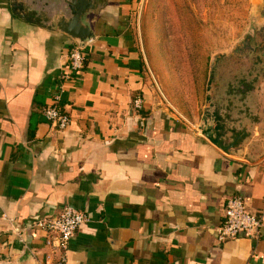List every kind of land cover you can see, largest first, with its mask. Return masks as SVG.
I'll return each instance as SVG.
<instances>
[{"label":"crops","instance_id":"1","mask_svg":"<svg viewBox=\"0 0 264 264\" xmlns=\"http://www.w3.org/2000/svg\"><path fill=\"white\" fill-rule=\"evenodd\" d=\"M67 1L0 0V264L55 263L33 224L65 207L88 217L67 264H264V79L218 84L200 118L178 112L156 90L139 0H98L84 67L64 79ZM55 96L63 131L42 115ZM233 196L257 240L217 242Z\"/></svg>","mask_w":264,"mask_h":264},{"label":"rangeland","instance_id":"2","mask_svg":"<svg viewBox=\"0 0 264 264\" xmlns=\"http://www.w3.org/2000/svg\"><path fill=\"white\" fill-rule=\"evenodd\" d=\"M134 19L156 90L178 112L200 118L218 83L264 79V0H139Z\"/></svg>","mask_w":264,"mask_h":264},{"label":"built area","instance_id":"3","mask_svg":"<svg viewBox=\"0 0 264 264\" xmlns=\"http://www.w3.org/2000/svg\"><path fill=\"white\" fill-rule=\"evenodd\" d=\"M83 51L84 47L78 45L68 51L64 79L78 74L83 69L85 62ZM59 99V96H55L53 104L46 107L42 115L51 126L63 131L68 128L70 118L60 107ZM87 221L88 217L84 213L65 207L55 216L38 219L33 224L34 228L48 235L46 245L57 254L53 264H67L66 252L69 241ZM261 226V220L246 210L243 199L240 196H233L225 202L222 221L216 229V240L223 243L240 236L257 240Z\"/></svg>","mask_w":264,"mask_h":264},{"label":"water","instance_id":"4","mask_svg":"<svg viewBox=\"0 0 264 264\" xmlns=\"http://www.w3.org/2000/svg\"><path fill=\"white\" fill-rule=\"evenodd\" d=\"M66 6L68 14L60 18L57 30L70 36L79 47H84L94 39L87 17L95 13L98 0H68ZM12 10L18 17L32 20L30 12L23 9L19 2L14 1Z\"/></svg>","mask_w":264,"mask_h":264},{"label":"flooded vegetation","instance_id":"5","mask_svg":"<svg viewBox=\"0 0 264 264\" xmlns=\"http://www.w3.org/2000/svg\"><path fill=\"white\" fill-rule=\"evenodd\" d=\"M264 43V42H263ZM264 51V44H263V50H262V52ZM263 57H264V55H262ZM244 77H248L249 78V81L251 80V82H256V81H259V79L261 78V77H259L257 74H255L254 76H251V75H246V76H243V77H241L240 79H238L237 81H240V82H242V81H245V78ZM237 81H235V82H237ZM250 82V83H251ZM219 84V83H218ZM217 84V85H218ZM229 85H230V83H229ZM243 89H244V91H247L248 89H249V85H247V84H245L244 86H243ZM218 90H219V88H218ZM237 92L238 93H241V92H243V90H241V89H236L235 88V93L237 94ZM218 93V92H217ZM216 93V94H217ZM217 97H220L219 96V93H218V96ZM216 97V98H217ZM215 98V99H216Z\"/></svg>","mask_w":264,"mask_h":264}]
</instances>
